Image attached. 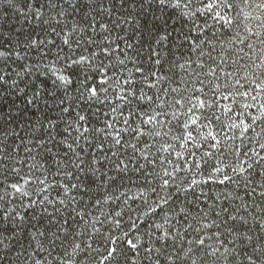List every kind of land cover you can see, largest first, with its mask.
Instances as JSON below:
<instances>
[{
	"label": "snow or ice",
	"instance_id": "6c2138e0",
	"mask_svg": "<svg viewBox=\"0 0 264 264\" xmlns=\"http://www.w3.org/2000/svg\"><path fill=\"white\" fill-rule=\"evenodd\" d=\"M0 264H264V0H0Z\"/></svg>",
	"mask_w": 264,
	"mask_h": 264
}]
</instances>
